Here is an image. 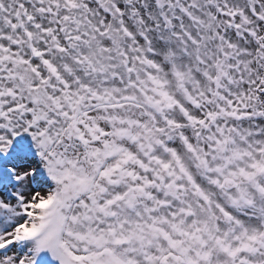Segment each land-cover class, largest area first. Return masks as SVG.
I'll use <instances>...</instances> for the list:
<instances>
[{
    "label": "snow or ice",
    "instance_id": "6c2138e0",
    "mask_svg": "<svg viewBox=\"0 0 264 264\" xmlns=\"http://www.w3.org/2000/svg\"><path fill=\"white\" fill-rule=\"evenodd\" d=\"M0 264H264V0H0Z\"/></svg>",
    "mask_w": 264,
    "mask_h": 264
}]
</instances>
